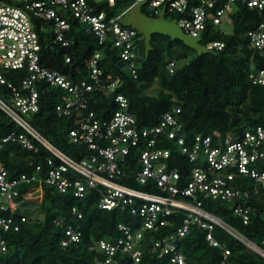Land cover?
Returning a JSON list of instances; mask_svg holds the SVG:
<instances>
[{
    "label": "built area",
    "instance_id": "built-area-1",
    "mask_svg": "<svg viewBox=\"0 0 264 264\" xmlns=\"http://www.w3.org/2000/svg\"><path fill=\"white\" fill-rule=\"evenodd\" d=\"M105 1L109 6L114 4V0ZM143 2L154 12L178 14L177 25L192 38L205 31L207 21L220 25L236 3L264 14V0H134L130 7ZM121 14L108 18L105 12H96L88 0H0V111L20 128V131L0 132V149L7 144H16L36 151V141L61 162L54 166L53 161L47 159L50 169L44 178L21 174L12 179L0 163V255L8 251L7 235L18 232L20 224L25 222V203L41 202L42 184L59 193L70 192L77 199H82L87 191H95L99 210L115 209L136 219L133 224L118 223V237L98 240L89 247L102 253L100 264H117L115 256L119 252L129 256L130 264H141V241L148 232H157L166 226L167 218L174 213L183 216L180 226L168 236L149 238L158 258L172 254L167 264H186L183 256L174 251L176 241L193 223L207 230L205 238L211 246H219L212 237V225L245 239L203 210L200 195L232 204L234 214L244 225L253 217L264 222V213L247 203L250 193L231 185L237 179L246 178L264 190V170L260 169L264 162V125L246 130L239 136L228 134L224 140L215 133L213 137L196 135L186 143L182 137H177L181 129L175 117L178 108L174 109V115L171 112L163 114L156 127L139 129L135 118L128 113L126 99L117 95L113 99L114 111L97 118L89 109L92 94L107 95L119 85L118 78L102 77L98 68L100 52H94L88 59L85 77H81L83 71L79 68L61 74L40 64L41 37L51 29L52 35L48 37L51 48H68L66 36L71 28L68 20H73L83 26L85 33H92L99 45L111 37L119 58L128 64L127 69L135 78L133 63L137 36L134 30L121 25ZM247 36L250 47L259 56H264V23L260 22ZM222 46L211 42L207 47L219 50ZM63 61L71 63L70 57L64 54ZM173 65L171 62L166 66L169 73H172ZM13 72L17 75L11 77ZM249 78L253 84L264 86V69L251 73ZM49 87L68 92L69 96L55 106V112L58 117L73 118V127L68 132L71 142L83 144L91 152L79 162L62 155L30 126L28 119L39 109L40 92ZM165 140H172L179 154L186 156L191 164L183 185L178 168L168 167L170 151L163 146ZM132 153L137 155V171L132 176L134 182L155 185L161 194L121 183L125 172L121 165ZM39 171L36 167L34 173ZM35 183L36 188L20 193L21 185ZM71 214L77 219L81 217L75 207L71 208ZM54 223L56 226L64 224L62 219ZM79 239L78 227L67 225L60 245L67 247L78 243ZM246 246L264 257L256 246ZM227 255L228 251L224 249L223 259Z\"/></svg>",
    "mask_w": 264,
    "mask_h": 264
},
{
    "label": "trees",
    "instance_id": "trees-1",
    "mask_svg": "<svg viewBox=\"0 0 264 264\" xmlns=\"http://www.w3.org/2000/svg\"><path fill=\"white\" fill-rule=\"evenodd\" d=\"M88 1L96 12L103 11L108 18L119 15L115 11L121 6L126 9L134 7H130L134 0H114L113 6H109L105 0ZM135 6H139L145 17L154 19L163 16L176 25L180 17L175 13L154 12L146 2ZM68 21L71 27L66 36L69 47L52 49L48 39L52 30H47L40 39V64L61 74L79 68L83 71L81 77H85L88 59L94 52H100L98 68L102 77L110 75L112 80L118 78L119 85L107 95L101 92L92 94L89 109L94 111L97 118L106 117L114 111L113 99L122 95L127 101L128 113L135 118L139 129L156 127L163 114L171 112L174 115V109L178 108L179 112L175 117L181 129L177 137H182L186 143L196 135L213 137L215 133L224 140L228 134L239 136L246 130L264 125V86L253 84L249 78L251 73L264 69V56H259L250 47L247 36L260 22L264 23V14L236 3L220 25L207 21L205 31L196 38L190 37L177 25L182 33L196 40L198 49L161 32L150 33L147 43L143 44L139 33L121 23L123 27L134 30L137 36L136 58L133 63L135 78L128 71V64L119 58L118 49L113 47L111 37L99 45L92 33L84 32L83 26L76 21ZM224 21L230 22V33L223 30ZM211 42H218L223 46L219 50L209 49L207 46ZM63 54L70 57L71 63H64ZM171 62L174 67L172 73H169L166 66ZM14 73L17 72H13L11 77L17 75ZM68 96V92L60 88L49 87L40 92L39 109L30 115L28 121L54 149L70 160L79 162L91 152L85 145L71 142L68 132L73 127V118L58 117L55 112V106ZM6 131H20V128L0 111V132ZM163 142L164 148L170 151L168 167L178 168L182 175L180 184L183 185L191 164L186 156L179 154L172 140ZM34 144L36 151L23 149L16 144H7L0 149V163L10 179L21 174L44 178L50 169L47 159H51L54 166L61 164L41 144L36 141ZM136 159L137 155L132 153L121 165L125 171L122 173L121 183L148 193L161 194L155 185H138L134 182L132 176L137 171ZM36 167L40 171L34 173ZM260 169L264 170V162ZM231 185L248 191L251 197L247 203L264 213L263 189L246 178L237 179ZM36 186V183L21 185L19 191L22 194ZM42 190L43 197L39 204L31 201L25 203V222L20 224L18 232L7 235L8 251L0 255V264H100L102 253L96 249L90 250L89 247L98 240L118 237V223L136 222L126 212L99 210L95 191H87L82 199H77L70 192L59 193L45 184H42ZM199 198L203 210L221 220L264 253V222L261 219L253 217L244 225L234 214L232 204L203 198L202 195ZM72 207L78 210L80 219L71 214ZM58 219H62L64 224L56 226L54 222ZM182 220L181 214L174 213L167 218L166 226L157 232L147 233V237L141 241V264H167L172 254L158 258L149 238L172 234ZM67 225L78 227L80 239L78 243L62 247L60 240L64 237ZM206 234L207 230L195 223L191 224L187 233L176 241L174 253L181 254L186 264H264L263 256L219 226L212 225L211 229L212 237L219 246L209 245ZM224 249L228 251L225 259ZM115 259L117 264H130L129 256L125 253L119 252Z\"/></svg>",
    "mask_w": 264,
    "mask_h": 264
},
{
    "label": "rangeland",
    "instance_id": "rangeland-1",
    "mask_svg": "<svg viewBox=\"0 0 264 264\" xmlns=\"http://www.w3.org/2000/svg\"><path fill=\"white\" fill-rule=\"evenodd\" d=\"M125 6H121L120 8H118L115 13L116 14H121V22L123 23L124 20H126V18L129 16V17H132V13L135 11V10H138L139 9V6H134L133 8H129V9H126ZM125 10V11H124ZM156 21V20H154ZM152 20L150 21H144L143 19H141L140 17H138L136 19V25L139 29L145 31V29H147L148 27H151V26H156L158 25L156 22H154ZM169 21V19H167V22ZM167 32H165L167 35H169L171 38H177L181 41V43L187 45V46H190L192 48H195V49H198V46L196 44V40L195 39H192L190 38L188 35L184 34L181 32L180 29H178L175 25H170V26H167ZM223 30L226 32V33H230L231 32V24L230 22H226L224 21V25H223ZM140 32V36L142 38V42L143 44H146L147 43V39H148V35L146 32ZM164 33V32H163Z\"/></svg>",
    "mask_w": 264,
    "mask_h": 264
},
{
    "label": "crops",
    "instance_id": "crops-1",
    "mask_svg": "<svg viewBox=\"0 0 264 264\" xmlns=\"http://www.w3.org/2000/svg\"><path fill=\"white\" fill-rule=\"evenodd\" d=\"M132 17H127L126 18V20H124V22L122 23L123 25H126V26H129V27H131V28H133L137 33H139L140 34V32H142L143 30H141V29H139L138 27H137V25H136V19L138 18V17H140L141 19H143L144 21H150V20H152V21H154V20H156V21H154V22H156L158 25H156V26H151V27H148L147 29H145V31H143V32H146L147 33V35H149L150 33H153V32H161V33H163L164 32V34H166L165 32H167L166 30H167V26H170V25H175L176 27H177V25L173 22V21H171V20H169L168 22H167V19L166 18H164L163 16H159V17H157V18H154V19H152V18H148V17H145L141 12H140V10L138 9V10H135L132 14ZM178 28V27H177ZM179 29V28H178Z\"/></svg>",
    "mask_w": 264,
    "mask_h": 264
},
{
    "label": "water",
    "instance_id": "water-1",
    "mask_svg": "<svg viewBox=\"0 0 264 264\" xmlns=\"http://www.w3.org/2000/svg\"><path fill=\"white\" fill-rule=\"evenodd\" d=\"M237 239H240V241H242L244 244L248 245V246H253L251 245V243H249L248 241H246L245 239H241L240 237L235 236Z\"/></svg>",
    "mask_w": 264,
    "mask_h": 264
}]
</instances>
